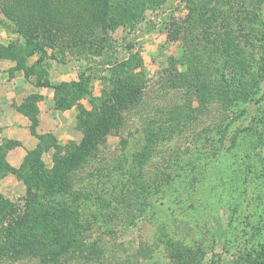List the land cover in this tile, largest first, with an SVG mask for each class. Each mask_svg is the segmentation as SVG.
I'll use <instances>...</instances> for the list:
<instances>
[{
	"label": "trees",
	"instance_id": "obj_1",
	"mask_svg": "<svg viewBox=\"0 0 264 264\" xmlns=\"http://www.w3.org/2000/svg\"><path fill=\"white\" fill-rule=\"evenodd\" d=\"M185 1L190 14L164 23L168 43L179 41L182 56H168L167 66L148 78L142 57L132 52L133 42L122 59L109 55L108 49L119 28L135 29L144 22L139 11L148 10L146 3L159 10L165 0H0L2 24L25 40L24 45L31 48L27 57L62 47L87 62L77 82L54 86L57 109L78 106L76 128L83 135L81 141L61 147L53 134L37 135L38 150L29 153L17 170L26 194L12 201L0 193V264H127L111 257L109 244L103 247L105 234L127 228L125 214L145 216L149 199L172 184L185 155L202 145L216 144L217 139L223 143L234 123L249 117L247 108L258 103L253 97L259 86L253 93L246 85L241 60L246 54L244 43L241 46L238 40L237 45L235 31L227 29L229 24L220 12H202L198 0ZM244 36L249 42V35ZM15 48L0 47V56ZM93 80L102 84L99 96L91 87ZM38 85L50 87L40 79ZM165 91L179 96L171 103ZM153 92L160 98L153 101ZM82 100H88L91 109ZM195 100L209 109L217 104V113L211 110L190 117L186 112ZM31 112V129L36 134L37 111ZM198 122L203 128L196 127ZM185 130L190 137L181 143ZM242 130L255 129L251 125ZM139 134L145 135L146 146L132 159L128 155L121 159V155L115 160L112 155L110 160L101 153L110 136L119 137L127 147L128 139ZM231 140L234 145L237 134ZM195 142L200 145L193 150ZM53 149L54 166L48 169L42 155ZM100 222L105 229L97 234L103 228ZM137 256L142 264L153 259V252L140 251ZM253 264H264V246L261 259Z\"/></svg>",
	"mask_w": 264,
	"mask_h": 264
},
{
	"label": "rangeland",
	"instance_id": "obj_2",
	"mask_svg": "<svg viewBox=\"0 0 264 264\" xmlns=\"http://www.w3.org/2000/svg\"><path fill=\"white\" fill-rule=\"evenodd\" d=\"M198 1L202 12L216 14L220 12L229 24L227 29L232 28L235 31L237 45L238 40L241 42L239 45L242 46L244 43L246 54L241 58L245 62L243 75L251 92L254 93L255 86H259L258 94L253 97L258 103H252L247 108L250 115L246 117V121L240 119L234 123L226 136V141L220 144L217 139L216 144L202 145L197 151H192L191 155H185L178 165L180 170L176 172L178 176L172 184L166 185L161 192H155V195L149 199L148 204L151 206L146 208L148 210L145 216L134 217L129 216L131 215L129 213V215L125 214L123 221L127 228L118 230L114 235L103 232L106 235L102 242L103 247L106 248L109 244L112 251L111 257H118L123 263L138 264L142 259L137 256L138 253L144 251L148 254V250L153 252V259L144 261L142 264H253L262 256L264 246V0ZM145 9L148 10L145 12L144 9H140L141 12L139 11V17L145 19L141 25H136L135 29L121 27L112 34L113 43L108 53L122 59L128 56L127 45L133 42L132 52L140 54L143 59L142 69L150 78L154 77L158 70L167 66L168 56L179 58L182 56L179 41L168 43L164 23L173 17L185 19L190 14V10L185 0H165L159 10L155 9L154 4L148 2ZM210 16L208 15L206 19ZM2 18L0 11V25L11 32L2 24ZM197 33L202 37L200 31ZM15 35L17 38L10 45L16 48L3 54L17 60L18 68L26 70L34 77L37 74L41 81L51 80V74L54 81L58 80V77L63 79V76L69 80L72 74V79L77 80L68 81V83L77 82L83 67L87 68L86 61L77 60L68 49L62 47L47 48L46 54L37 52L33 55L34 57L29 58L27 55L31 48L24 45L25 40L22 37ZM244 35H249V42ZM186 65L189 66V63ZM185 68L187 70V67ZM181 69L184 70V67ZM155 83L158 84V82L154 81V87L158 91L160 88ZM72 87L75 88L76 85ZM91 87L94 94L99 96L102 89L101 82L93 80ZM165 93L167 100L171 103L175 96H179V93L175 96L166 91ZM152 95L153 101L157 100V97L160 98L157 92H153ZM196 102L195 100L189 106V112H186L190 117L201 113L205 115L211 110L217 113L214 111L218 110L217 104L209 109L199 106ZM81 103H84L87 109H91L88 100H82ZM163 103L167 104V102ZM194 108L198 110L192 111ZM242 108L243 106H240L237 110ZM210 117L213 116L210 115ZM251 125L255 130H242L249 129ZM196 127L200 129L203 125L198 122ZM76 132L77 136L73 141L80 142L83 135L78 130ZM236 134L237 140L233 145L231 139ZM187 137H190V134L185 130L181 143H184L183 140ZM128 140L127 147H123L119 137L110 136L107 148L102 149L101 153L107 155L105 158L110 160L113 158L112 155L115 160H120L121 155V159L125 155L132 159L133 155L142 152L146 146L143 134ZM70 142L72 141L62 142L63 144L59 145L65 147ZM196 144L200 145L195 142L191 145V149H196ZM45 153L42 155V160L48 169H52L55 150L46 155ZM159 159L153 161V173ZM148 167V170L152 171L151 167ZM15 175L25 191L19 194L23 188L16 187L17 194L9 198L12 201H17L26 194V185L17 176V171ZM0 193L4 196L1 190ZM40 199L41 202L44 200L43 194L40 195ZM130 223L135 224L129 226ZM99 224L103 228L100 229L101 227L97 226L99 229L96 233H101L105 229L104 223Z\"/></svg>",
	"mask_w": 264,
	"mask_h": 264
},
{
	"label": "crops",
	"instance_id": "obj_3",
	"mask_svg": "<svg viewBox=\"0 0 264 264\" xmlns=\"http://www.w3.org/2000/svg\"><path fill=\"white\" fill-rule=\"evenodd\" d=\"M15 38V34L0 25V47H9ZM27 73L18 68L17 60L9 55L0 56V190L8 198L17 194L18 186L23 188L22 191L19 189V194L25 191L15 172L29 153L38 150L40 140L37 135L53 134L61 145L62 142L75 140L77 136L79 110L76 105L68 110L57 109L54 89L63 81H75L76 78L72 79L71 74L69 80L63 76V79L58 77L54 81L51 74V80L46 81L50 87H42L38 85L37 74L36 77L30 74L27 77ZM34 109L39 122L36 134L31 129V115H34L31 111Z\"/></svg>",
	"mask_w": 264,
	"mask_h": 264
}]
</instances>
